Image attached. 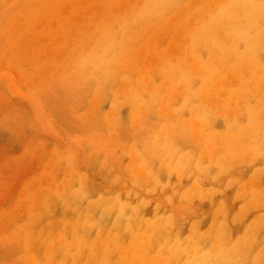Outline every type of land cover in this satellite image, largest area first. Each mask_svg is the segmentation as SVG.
I'll list each match as a JSON object with an SVG mask.
<instances>
[{
    "label": "rangeland",
    "instance_id": "rangeland-1",
    "mask_svg": "<svg viewBox=\"0 0 264 264\" xmlns=\"http://www.w3.org/2000/svg\"><path fill=\"white\" fill-rule=\"evenodd\" d=\"M0 264H264V0H0Z\"/></svg>",
    "mask_w": 264,
    "mask_h": 264
}]
</instances>
